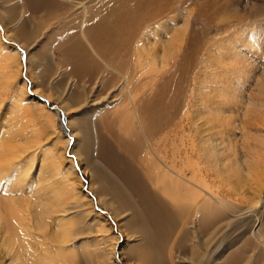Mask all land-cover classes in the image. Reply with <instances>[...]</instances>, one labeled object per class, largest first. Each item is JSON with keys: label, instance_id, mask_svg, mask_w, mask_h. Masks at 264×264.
<instances>
[{"label": "bare ground", "instance_id": "6f19581e", "mask_svg": "<svg viewBox=\"0 0 264 264\" xmlns=\"http://www.w3.org/2000/svg\"><path fill=\"white\" fill-rule=\"evenodd\" d=\"M10 1L1 0L6 4L4 21L12 20L15 15L17 6L9 5ZM20 1V8L27 11L32 20L26 17L20 23L14 35L17 42L20 41L13 49L1 46L0 82L11 85V63L19 64L18 49L25 46L27 53L30 50L28 44L20 43L21 39L46 37L56 42L64 39L59 48L66 64L78 66L86 73L88 78L84 85H91V91L104 89L98 99L103 102L99 113L103 145L98 155L104 159L106 167L96 161L93 134L84 123L78 125L84 154L82 160L78 158V163L86 164L91 181L98 185L100 193L116 199L123 210L130 212V218L140 224L136 229L145 249L134 251L132 257L139 264H156L158 250L165 253L172 236L181 229L191 245L190 257H195L199 264H264L261 85L256 78L249 89L243 84L251 73L247 65L250 67L256 61L247 63L234 54L226 64L220 56L216 61L219 70L215 67L216 72L207 80L206 59L212 57L211 44L205 46L204 60L197 63L201 39L191 32L185 35L188 23L185 22V27L184 23L179 25L177 16L163 19L171 9L157 4L159 0ZM218 7L213 6V9ZM52 18H58L57 22L51 24ZM196 23L203 27V18L197 16ZM39 47L38 54L44 55L45 49ZM168 50L177 53L171 58V65L164 61ZM7 52H11V56ZM181 52L183 62L178 63L176 59ZM146 64L151 71L143 68ZM199 64L203 69L201 76L206 75L204 81L209 84H205L208 85L206 96L195 103L194 90L199 80L196 81L198 72L192 71ZM257 65L254 64V68ZM167 71L173 73V78L192 75L193 89L189 96H184L181 85L169 90L172 82L162 81ZM150 73L157 76L150 78ZM236 77L241 83L233 81ZM146 85H156L157 89L153 87L155 90L148 94ZM123 92L127 95L122 99ZM33 93L42 103L47 100L37 89ZM184 103L185 112L182 111ZM108 105L111 108L107 111ZM191 107L194 119L190 117ZM41 116L44 129L52 128L51 120L44 119L43 113ZM16 127H8L10 131L4 137L1 135L0 145L11 146L15 142ZM67 145L65 142L59 151L61 159H65ZM12 156L4 150L0 152V179ZM42 157L49 173L55 177L49 182L53 187H47L49 190L45 192L38 190L37 197L26 207L13 192L28 178V164L25 168L22 163H16L0 185V264L7 258L8 264L70 261L61 247L69 237L68 223L58 220L53 224L56 230L49 231L47 221L58 210L65 212L64 206L70 201L77 203L85 198L84 206L100 217L93 212L92 200L86 202V196L83 197L81 188L73 180L77 179L74 163L71 160L59 162L54 152H43ZM232 179L239 184L234 191L230 188ZM44 194H49L50 198ZM39 234L42 239L36 243L33 235ZM123 249L117 254L108 250L107 264H123L121 259L115 258L122 255Z\"/></svg>", "mask_w": 264, "mask_h": 264}, {"label": "rangeland", "instance_id": "374dc122", "mask_svg": "<svg viewBox=\"0 0 264 264\" xmlns=\"http://www.w3.org/2000/svg\"><path fill=\"white\" fill-rule=\"evenodd\" d=\"M20 2V0H11L8 3L9 5L17 7L14 18L9 21H4L6 16L4 6L6 4L1 3L0 0V16L2 15L0 17V52H3L1 49L2 45L6 46L5 48H8V50L13 49L15 44L20 41L18 40L17 42L14 36L17 34L20 23L23 19H26V17H28V20H32V16L29 14V17V15H27L28 12L20 8ZM157 4L164 5L166 8L171 9L170 13H165L163 19H170L173 15L177 16L180 23L179 25H183L184 23L185 27V22L186 25L188 23V27L186 26L187 33L185 35L191 32L201 39L197 63L204 60L202 59L204 49L207 47L208 43L211 44V49L209 48V50L211 52L210 54H212L210 56L212 57L206 59L209 68L207 66L205 68L207 72L205 73L208 75L207 80L216 72L214 68L220 56V58L225 60L226 64H228V61L231 62V59L234 58V54H237L238 57L240 56L245 62L248 60H251V63L256 61L250 65V67L249 65L246 67V69H250L248 71L251 72L249 74L253 79L248 76L251 80L246 77V82H242L248 88L252 83H255L256 78L258 79V84L261 85L259 89L261 97H259V99L262 101L263 107L260 109V127L264 130V0H159ZM217 5L220 7L214 10L213 6ZM197 16L203 18V27H200V25L196 23ZM181 18L182 20H180ZM57 20L58 18H52L50 23L54 24ZM179 30L181 31L184 29ZM6 32L9 33V35L6 34ZM181 36L182 35H180V38ZM45 38L46 37H43L40 40L32 39L30 41L21 39L20 43L22 45L28 44L30 50L27 53L25 46L18 49L20 56L19 64L17 65L15 62L11 63V68L13 69L10 79L11 85H2L0 82V121L2 122H0V137L1 135L4 137L3 135H6L7 132L10 131L8 130L10 129L8 128L9 126H17L16 130L18 131L15 142L11 146L0 145V152L4 150L6 153H10L14 156L10 158L11 161L9 160L6 162L8 167H5L6 171L2 174L0 185L4 182L9 172L16 166V163H22L24 167L28 164L31 167L27 166V169H29L28 178L24 181L22 180L20 185H18V190L13 192V195H16V197L18 196L22 205L26 207L34 197H37L36 194L38 190L40 192H45L49 190L47 187H53L49 186V182L55 177L49 173L48 166L43 161V152H49L50 154L54 152L55 158L56 160L59 159V162H62V160L64 163L72 161L75 166V177H77V179L74 178L73 180L76 185H79V188H81L80 191L83 193V197L86 196V202L92 200L93 212L98 213L100 217L97 215L94 216L93 213L89 212V208L84 206L86 205L85 198L81 199L82 202L78 201L74 203L70 201L68 205L64 206L65 212H59L58 210L57 213H53L51 217H48L47 221L50 226L49 231L56 228L53 224L58 220H63L68 223L67 229L69 231V237L61 244V247L63 254L69 256L70 261L65 260V262L62 261L61 264H107L106 255L108 252L112 250L117 254L122 248H124L123 253L122 255H116V260L121 259L123 264H139L138 261L132 257L131 253L137 250L142 252L145 249V245L141 243L142 241L136 229L140 224L135 219L133 220V218H130V212L123 210L116 199L114 200L110 195L100 193L98 185L91 181V175L89 174L86 164L83 163L80 165L78 163V158L81 160L84 158L78 125L84 123L85 126H89L93 134L94 157L98 164L106 167L104 159L98 155L99 150H102L101 145H103L101 142L102 135L100 133L101 126L99 122V113L103 102L98 99L102 96L104 89L99 88L100 90L98 89V91L96 89L91 91V85H84V82L88 78L86 73L78 66L72 67L66 64L61 49L59 48L60 45L64 44V39L56 42ZM217 41V46H215ZM55 42L56 44H54ZM39 46L45 49V56H40L38 54ZM222 48L225 52H222ZM7 53L10 56L12 54L11 52ZM165 54V63H170L171 65L170 60L175 57L177 53L172 54V52L168 50ZM182 54L183 52L179 53V57H176L177 59L175 58L178 63L183 62L181 57L183 56ZM245 58L247 59L245 60ZM256 63L258 64L256 66L257 68H254V64ZM148 66L150 67V65L146 64L143 67L147 69V72L151 71V67L149 68ZM167 68L162 70V73L165 72ZM215 69L219 70L217 67ZM202 70L199 64L194 71H192L198 72L196 81L199 80L194 90L193 97L195 103H199L202 98L206 96L205 89L207 90L208 85L205 84H209V81H204L206 75L201 76ZM248 71L246 75H248ZM172 74L171 71H167L162 79L163 83L168 81L172 82L170 85L173 86H171V88L169 87V90L171 89L170 91H172L175 86L181 85L184 96H189V92L193 89L192 82H190L192 75H176L173 78L171 77ZM210 74L211 76H209ZM149 75L150 78L157 76L156 73H150ZM236 79H238V77H236L235 80L233 79V81L241 83V81H236ZM240 80L242 79L240 78ZM155 86L156 85H146L148 94L150 90L157 89V86ZM153 87H155V89H153ZM36 89L38 94L47 99L44 103L33 95V91ZM125 95H127L126 92H123L121 98L123 99V97H126ZM168 99L171 100V97H168ZM239 101L240 100H238V102ZM185 106L186 104L184 103L183 112H185ZM107 108L106 110L108 111L111 105H108ZM97 109L99 110L97 111ZM193 110L194 108L191 107L190 117L194 119ZM42 113L44 119L46 118L49 122L51 120L53 125L52 128L50 127L48 130L44 129L41 122ZM235 118H238L237 115ZM235 118H233L234 121ZM240 119L242 118L240 117ZM10 122L13 124L10 125ZM184 136L187 138L188 133ZM64 141L68 142V145L64 151L65 159H61L59 151L61 152V148L65 143ZM53 146L56 149H54ZM231 182H233V187L230 186V188L234 191L239 184L233 179ZM43 196L50 198L49 194H44ZM177 231L178 232H175L172 236L170 245H166L167 250L165 253L168 254L169 257H166L164 252L158 250L159 253L157 252L156 264H199L200 262L194 259L195 257H190L191 245L188 237L181 232V229ZM33 236L36 237V243L40 242L42 239L40 234ZM29 239L33 240L31 242H34L31 236ZM53 245L55 246L56 244ZM180 258H184V260ZM9 262L10 260L8 258L2 260L3 264H8Z\"/></svg>", "mask_w": 264, "mask_h": 264}]
</instances>
